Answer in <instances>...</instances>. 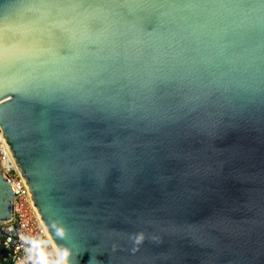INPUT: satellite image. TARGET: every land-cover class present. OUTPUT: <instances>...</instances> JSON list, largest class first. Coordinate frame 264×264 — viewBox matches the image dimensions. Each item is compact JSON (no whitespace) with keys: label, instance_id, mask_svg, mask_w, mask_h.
<instances>
[{"label":"water","instance_id":"1","mask_svg":"<svg viewBox=\"0 0 264 264\" xmlns=\"http://www.w3.org/2000/svg\"><path fill=\"white\" fill-rule=\"evenodd\" d=\"M0 133L70 264H264V0H0Z\"/></svg>","mask_w":264,"mask_h":264},{"label":"built area","instance_id":"2","mask_svg":"<svg viewBox=\"0 0 264 264\" xmlns=\"http://www.w3.org/2000/svg\"><path fill=\"white\" fill-rule=\"evenodd\" d=\"M10 150L9 145L0 139V170L15 195L13 216L4 225V234L0 238V264H20L24 259L25 252L23 242L20 240L21 234L51 241L58 247L39 213L27 180ZM7 248H10L9 252ZM47 250L52 251L51 244L48 245ZM4 253L11 254V258L6 262H2V258L6 257Z\"/></svg>","mask_w":264,"mask_h":264},{"label":"clouds","instance_id":"3","mask_svg":"<svg viewBox=\"0 0 264 264\" xmlns=\"http://www.w3.org/2000/svg\"><path fill=\"white\" fill-rule=\"evenodd\" d=\"M47 230L45 229V232ZM65 230L63 227L56 228V236L64 239ZM138 238L137 242H139ZM24 245L25 257L20 264H70L72 251L67 247H56L51 241L36 239L24 234L20 235ZM52 245V251L47 250Z\"/></svg>","mask_w":264,"mask_h":264},{"label":"bare ground","instance_id":"4","mask_svg":"<svg viewBox=\"0 0 264 264\" xmlns=\"http://www.w3.org/2000/svg\"><path fill=\"white\" fill-rule=\"evenodd\" d=\"M0 139L4 140V141L6 142V144L9 145L8 142H7V140H6V138L3 137L1 133H0ZM9 147H10V145H9ZM10 149H11V147H10ZM10 151L12 152V150H10ZM50 234H51V233H50ZM51 236H52V235H51ZM52 238H53V237H52ZM54 241H55V240H54ZM55 243H56V242H55ZM56 245H57V244H56ZM57 246H58V245H57Z\"/></svg>","mask_w":264,"mask_h":264}]
</instances>
